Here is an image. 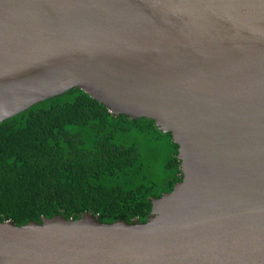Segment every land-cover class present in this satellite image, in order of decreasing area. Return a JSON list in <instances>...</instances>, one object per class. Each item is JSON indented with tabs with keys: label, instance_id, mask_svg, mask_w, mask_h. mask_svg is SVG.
Returning <instances> with one entry per match:
<instances>
[{
	"label": "water",
	"instance_id": "95a60500",
	"mask_svg": "<svg viewBox=\"0 0 264 264\" xmlns=\"http://www.w3.org/2000/svg\"><path fill=\"white\" fill-rule=\"evenodd\" d=\"M75 87L183 177L144 222L2 220L0 264H264V0H0V122Z\"/></svg>",
	"mask_w": 264,
	"mask_h": 264
},
{
	"label": "trees",
	"instance_id": "16d2710c",
	"mask_svg": "<svg viewBox=\"0 0 264 264\" xmlns=\"http://www.w3.org/2000/svg\"><path fill=\"white\" fill-rule=\"evenodd\" d=\"M183 173L153 119L112 114L75 87L0 122V221L43 216L144 222Z\"/></svg>",
	"mask_w": 264,
	"mask_h": 264
}]
</instances>
